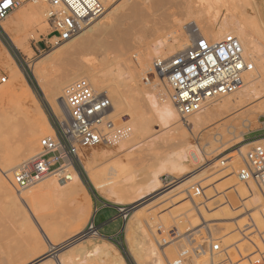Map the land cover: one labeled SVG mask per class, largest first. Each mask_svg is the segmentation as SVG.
Instances as JSON below:
<instances>
[{"label": "rangeland", "instance_id": "rangeland-1", "mask_svg": "<svg viewBox=\"0 0 264 264\" xmlns=\"http://www.w3.org/2000/svg\"><path fill=\"white\" fill-rule=\"evenodd\" d=\"M258 1V6L254 11L252 8L246 7L247 5L245 3H240L238 7H220L219 10L221 14L219 21H222L224 15V17H228V20L237 22L242 27L252 28L251 32H254H252L253 37H258L256 39L259 42L258 45L261 51L259 55L262 57L261 61H263L264 38H262V35L264 37V0ZM35 2V0H26L24 4L13 12L2 24L3 27L6 26L7 28H11L13 30L12 34L17 33L16 35L20 36L23 41V49L20 50L16 48L6 32L2 31V34H0V54L5 55H3L4 57H0V92L13 89L14 95L12 96V101L6 99L5 101L3 100V104L0 101V120L7 119L13 123L21 124L24 123L23 121H25L26 118L40 120L41 115L38 114L39 109L45 114L54 129V124L58 123V120L61 122L66 120V113H54L40 89L34 75L33 64L36 61L44 59L47 54L61 47L62 44L59 46L54 45V41L52 42L49 37V28L42 24L30 25L27 29L23 30L15 23L16 16H18L20 11L22 9L24 10L28 5L35 4ZM43 2L44 0H39V3H42L47 10L48 6ZM184 2V0H112L110 5L105 7L106 12L100 19V25L89 34L92 41L94 40V43L96 42V47L93 46L89 50H81L73 56L74 58H64L60 54L53 55L44 60V66L47 67L50 65L49 67H51V65L53 66L54 64V68H47L48 73L53 72L52 74H54L59 70L62 74L69 69L72 70L75 68L74 63L77 62V60L82 61L84 59H90L95 61V65L98 69L101 68L99 70H107L111 66L110 69H116L117 62H121L122 59L117 58V56L124 54L123 59L126 60V64L128 61L130 65L128 67L132 66V69H135L137 66L136 53L142 50L138 48L141 47L145 50L146 47L148 45L151 46L153 41L155 42L160 35H162L160 37L166 38L178 33V35L181 36L189 33L188 30L192 28V26L195 27V20H193V18H187ZM166 23H168L167 26L169 25V27L165 25ZM155 29H157L156 32ZM111 31H113V33ZM158 31H162V34ZM111 34H115L118 39ZM155 34L158 36H155ZM260 34L261 38L259 37ZM178 35L176 34V36ZM115 39L118 40L117 44ZM135 47H138V50ZM4 48L7 50V53L4 52ZM10 48L14 50V54L10 51ZM166 52L167 50L165 48H162L160 51V53ZM117 53L119 54L117 55ZM173 53L164 54L161 57L163 58L162 60L171 58V56L173 57ZM118 59L120 60L117 61ZM155 60L157 59H153L152 62ZM125 62L123 65L121 63L122 68L126 67ZM13 69L15 71H21L23 74V83L14 80L12 77ZM152 70L153 69H151V71ZM151 73H154L155 76L154 74H145L146 76H142L144 78H139V80H141L139 85H141V88L145 87V89L151 86L152 91H154V87L152 86L159 81L160 78L155 72L152 71ZM3 77L7 78L6 83H1ZM144 84L145 86H143ZM147 85L149 86L146 87ZM24 90L25 92H29L28 94L31 95L33 99H31L30 96L28 100L20 99L19 96L24 95ZM263 101L264 97L249 104L239 112L226 118L228 119L227 121H233L235 125L241 124L243 121L239 116ZM111 120L114 121L115 126H117L113 131L122 133L123 130L121 125L130 121V117L126 114L119 118H112ZM253 123L254 124L246 130L243 137L228 138L224 146L215 144L213 147L215 150L209 145L215 143L216 136V132L211 127L203 131L199 137L200 139H190L189 142L193 144L199 142L203 146L207 145L205 148L209 154L206 155L202 161H199L195 155H192L193 163L189 161L184 163V173H172L173 176L170 175L171 173L162 175L160 179L163 185L161 186L157 184L155 174H158L157 171L163 169L166 165H162L165 156L171 153L181 152L188 145L182 141H176L170 147H164L166 139L168 138V131H166L167 129L159 128V125H155L154 123L151 125L150 130L132 137V139H134H131V142H128L122 150H119L120 147L118 146L103 144L83 152L81 162L73 164L72 167L79 174L86 192L88 193V199L82 192V194L80 193L81 195L79 194L77 196H69L65 192H62L61 196H57L54 190L40 186L32 187V193L24 195L25 197L30 195L27 197H29L35 216L50 221L59 228L63 227L61 228V232L58 231L60 232L59 238L61 239L64 237L62 240L77 233H81L82 235L80 236L83 237L89 235L88 238H86L87 240H84L87 241V244L94 242L112 243L123 256L127 264L129 263L123 251L129 256L131 264H137L131 252L137 255L140 253L143 260H146L145 262H149L148 259L152 262L153 259L151 258L155 259L158 257L162 260L163 264H170V262L171 264H173L172 262H174V264H192L191 262L195 256V251L201 244L205 243L201 239V234L203 232L206 233L205 231H207L210 226H207L208 224H205V221L207 219L214 220L219 215L223 206L225 207V199L222 200V197L225 192L227 193L225 187H227L229 181L220 174V168L224 169L226 167L225 165H228L231 161V156L233 155L234 157L232 160L236 159L237 162H235L240 169L243 164V156L237 159L238 156L234 155V153L236 151L238 152V150H240L239 148L246 144L264 139V115L260 116L257 121ZM127 126L131 128L127 124L123 127L127 128ZM26 134H29V129H26L22 125L17 130L16 138L18 144L16 148H23L25 143H28L26 141L29 137ZM46 136H53V133L46 132L40 135L37 142V148L39 149L37 150L38 153L40 151V142ZM170 138L175 137L170 136ZM247 150H243V153ZM227 156H229V158H225ZM217 161L220 163L218 164L219 166L217 165ZM65 164L64 162L57 164L52 168V172L61 169ZM215 168L217 171L214 170ZM167 170L168 169L165 171ZM89 175H91V177ZM96 185H101L102 187L96 189ZM197 187L203 189V192L201 191L203 196L195 199L196 195H193V192H195ZM101 193H105V195ZM79 203L83 206V212L81 213L78 211ZM5 207V199L2 194H0V264L8 261L12 262L11 264H40L44 262L50 257L51 253L44 255V251L41 249L33 251L31 248L32 240L28 235V230H26V228L24 230L23 225L21 226L22 216L18 213L14 214V210H12L14 211L12 212ZM86 210H89L91 214L89 220L87 219ZM120 210L123 211L121 212ZM246 213H248V211H246ZM27 215L29 217L28 219H33L30 212L29 214L27 212ZM237 219L240 221L241 216ZM247 221H245V223ZM93 222L96 230L94 229L89 233V228ZM232 222L233 227L232 223L231 225L226 224L225 227L223 226V229L220 228L213 236V241L219 240L222 242L223 248L228 250L231 249L229 247L231 244V231L234 230L237 235H240L239 238H241V241L239 244L241 245H247V238H253L257 235L253 227H245L243 223L241 232L248 235L246 238H243L240 230H237L235 222ZM211 223L213 224V222H210V224ZM59 228L58 230H60ZM229 228L231 229L229 230ZM94 231L98 232L99 237L96 235L97 237L91 238L90 235ZM20 232L23 233L24 237ZM28 239L30 240L28 241ZM213 241H211V243ZM211 243L209 245V250H211ZM251 248V251L254 252L255 249L252 244ZM152 251L155 252L151 254L150 252ZM250 252H248V254ZM244 254L247 255V252L243 251V255ZM208 257H210V253ZM150 262L148 264H150Z\"/></svg>", "mask_w": 264, "mask_h": 264}, {"label": "bare ground", "instance_id": "bare-ground-1", "mask_svg": "<svg viewBox=\"0 0 264 264\" xmlns=\"http://www.w3.org/2000/svg\"><path fill=\"white\" fill-rule=\"evenodd\" d=\"M100 1L105 7H108L112 2V0H100ZM184 1H185L184 6L186 9L187 18L189 19L193 18V20H195L194 21L195 27L192 26V28L188 30L189 33L185 35L183 34L179 36L178 33H176L178 36H176V34H174L175 35L174 36L171 35L170 33L171 36L166 38L160 37L162 36L160 34H159L160 36H158L157 35L159 32L158 31L157 34H155V36L157 35L159 38L156 39L155 42L153 41L151 46L148 45L145 50H143V48L141 47L138 48L139 46L137 47L139 50L140 49L142 50H140L137 53L135 52L136 63H137L135 69H132L133 68L132 66L128 67L130 65L128 64V61L126 64L125 62L126 60L123 59L124 54L118 55L119 53H117V55L119 56V57L117 56V58H122V59L121 62L119 61L120 59L117 60L119 62H117L118 64H116L117 65L116 69H110L112 67L111 66L107 70H99L101 68L99 69L97 68L94 60L84 59L82 61L77 60V62L74 63L75 68L72 67L73 68L72 70L69 69L67 70V72H64L62 74L59 72V70L54 74H52L53 72L48 73L47 68L50 65L47 67L44 66L43 62L45 59H48L51 56L57 54L62 55L64 58L65 57L71 58L75 56L77 53H79L81 50H89L93 46L96 47V42L94 43V40L92 41V39L89 37V34L95 28H97V26L100 25L101 22L100 19L97 22L90 25L89 27L82 30V32H80V34L75 38H73L72 40L62 44L61 47L51 51L49 54L45 56L44 59L40 61H36L33 64L34 75L38 81V84L45 99L47 100L48 104H50L54 113L55 112L60 114L65 113V108L62 101L64 88L70 83L77 81L79 79H83V78L87 79L90 81L93 88L97 92L100 91L99 93H107L113 103V108L107 119H112V118L114 119L116 117L119 118L126 114L130 117V121L124 123V125H121L123 130L122 133L111 132L114 133V138L117 140L116 145L120 147L119 150L124 149L125 146L128 144V142H131L130 140L135 135L137 134L139 135L144 131L150 130L151 125H153L154 123L155 125H159V128L165 130L167 129L166 131H168L167 134L168 138L166 139V143L164 147H170L176 141H182L186 143V145L188 146L183 151L177 153H171L165 156L162 165L163 164L166 165L163 167V169H161L162 167L160 166L161 170H158L157 171L158 174H155L156 182L160 186L163 185L160 179L162 175L170 174V173H171L170 175H172V173L183 174L185 170L184 163H187L188 161L193 163L192 155H195L199 161H202L203 158H205L206 155L209 154V152H207V149L205 148V146L207 145L203 146L199 142L193 144L189 142L190 139L196 140L201 136L204 130L211 127L216 132L215 133L216 136H215V143L209 144L210 147L213 149L215 144L224 146L228 138L243 137V135L246 133V130L252 124H254L253 122L257 121V119L260 116L264 115V101H263L251 107L249 110L245 111L242 115L239 116L243 121L241 124L235 125L233 121H227L228 119H226L234 115L235 113L239 112L249 104L264 97V60L261 61L262 57H260L259 55L261 52L260 47L258 45L259 42L256 39L258 37L256 38L253 37L252 34L253 31L251 32L252 28L249 29L242 27L237 22L228 20V17H224V15L222 21L221 20L219 21L221 14V11L219 10L220 7L222 8H227L229 6L238 7L240 3L241 4L245 3L247 5L246 7L252 8L254 11V9L258 6L259 1L258 0H184ZM22 10L20 11L19 14L17 13L18 16H16L17 18L15 20V23L18 27H21L23 30H25L30 25L42 24L47 28H49L48 24L46 23L47 10L42 3H39V0L36 1L35 4L28 5V7H26L23 11ZM167 24L168 23H166L165 25L167 26ZM167 27H169V25ZM3 29L6 32V34L9 36L13 45L20 50L23 49V41L21 40L20 36H17L16 35L17 33L12 34L13 30L11 28H7L5 26L3 27ZM157 29H155V32ZM162 31H160L161 34ZM111 32L113 33V31ZM111 35H114V37L116 36L115 34H111ZM227 35H232L235 36L237 39H239V41L241 42L244 48L246 58L254 65V70L245 75L243 86L237 93L231 96L221 98L219 99V101L215 100L207 104L202 111L191 116L188 120L185 121L180 118L177 108L175 107L174 102L172 100L169 87L164 79L159 77L160 78L159 81H157L152 86L154 87V91H152L151 86L150 88L148 87L149 85L146 86L148 87V89H145V87L141 88V85H139V82H141V80H139L140 77L142 79L144 78L142 76L154 74L151 73L152 72L151 63L153 65L152 62L153 59L162 60L163 58L161 57L164 54L166 53L171 54L173 52H174L173 53V57H174L183 50H185L190 45V43L199 36H204L212 41H219ZM259 37L261 38V34ZM262 38H264L263 35ZM53 40L54 39H52L51 41L53 42ZM117 41L118 40H116V44ZM162 48H165L167 52L160 53ZM4 52L7 53V50L5 48H4ZM3 55L5 54H0V57H4ZM123 61L126 64V65L124 64L126 66V67L124 66L126 69L122 68L121 66V63ZM53 66L51 65V67ZM12 77L17 82L23 83V74L21 73V71H15L13 69ZM143 86H145V84ZM28 93L29 92H25L24 90L23 91L24 95L19 96V98L28 100L30 96L31 99H33V97ZM13 95H14L13 89L12 90L7 89L1 91L0 101L2 102V104H3V100L5 101L6 99L12 101ZM38 114L41 115L40 120L26 118V120L23 121L24 122L23 124L13 123L7 119L0 120V192H1L0 194H2V196L5 199V206H6L5 208L11 211L14 210L15 211L14 214L18 213L19 215L22 216L21 226L23 225L24 230L25 228L26 230H28L27 231L28 235L32 240L31 248L33 251L41 249L42 251H44L43 252L44 255L47 253H51L50 257L40 264H127L123 256L119 253L115 245L112 243L94 242L87 244L86 243L87 241L84 240L88 238L89 235L83 237L80 236L82 235L81 233H77L76 231L75 232L77 234L65 240H62L64 237L60 239L59 233L61 232L62 230L61 228L63 227L59 228L57 227V225L53 224L52 222L35 216V213L33 212L31 203L29 201V197H27L30 195H27L26 197L24 195L29 193L31 194L32 193L31 188L25 191V193L23 192L22 194L15 193L13 191L9 182V178L12 177L11 174L15 172L17 170V167H19L21 164L31 161L37 156L36 153H38L37 150H39L37 148L38 146L37 142L40 135H43L46 132L53 133L54 135V129L52 125L49 123L45 114L41 112L39 109H38ZM125 124L129 125L131 128H128V126L127 128L126 127L124 128L123 126H125ZM22 125L26 129L27 128L29 129V134H26L29 137V139H27L26 141L28 143L27 144L25 143V146L23 148H16L18 144L16 138L17 130ZM116 128L117 126H115V129ZM170 136L171 137L173 136L175 138H170ZM255 144L264 145V139L240 147L239 148L240 150H238V152L236 151L235 153L237 154L234 153V155L238 156L237 159L241 158L242 154H244L243 150H247L252 146H254ZM229 156L225 158H229ZM233 157L234 156L232 155L231 161L229 160L230 161L229 164L225 165L226 167L224 169L220 168L219 170L223 178H226L229 181L227 183L228 184L227 187H225L226 188L225 191H227V193L226 192L224 193L223 190L224 194L222 200L225 199L224 200L225 207L223 206V208L219 212V215L214 220L207 219L205 221V224L206 223L208 224L207 226L210 225L207 230L208 232L205 231L206 233L203 232L201 234V239L205 243L201 244L200 247L195 251L196 253L192 259L191 262L192 264H220L222 262L221 256L216 257L215 255L212 254L211 250H209V245L211 241H213L214 239L213 236L216 234V231H218L220 228L223 229V226L225 227L226 224L231 225L232 223V227H233L232 221L235 222V225L237 226V230H240V233H242L241 226L243 227L242 224L244 223L245 227L246 226L253 227V229L255 230L254 232H257V235L253 237L254 239L250 237L247 238L248 239L247 245H241L239 244V242L241 241V238H239L240 235H237V233H235L236 231L234 230L231 231L230 232L232 233L230 240L231 244L229 245V247L231 248L230 254L232 256H236L237 253L243 255V251H245L247 252V255H245L246 254L245 253L244 254L245 256L244 255L243 256L247 257L248 259L253 260L256 257H257L256 259H258L259 255L264 257V198L261 195L260 191L258 190L257 186L253 182L243 183L239 180L238 178L239 168L237 167L238 165L236 164L237 162L236 159L232 160ZM218 164L220 163H218L217 161V165ZM166 169L168 170L165 171ZM214 170H216V168ZM89 176L91 177V175ZM92 182L94 184L93 180ZM38 186L46 187L54 190L57 196L58 195L61 196L62 192L67 193L69 196H77L82 192L84 193L86 198L88 197L87 195L88 193L86 192L85 186L81 181L79 174L72 167V163L69 160L66 161V164L61 169H58L47 175L42 182L36 185V187ZM99 187L102 186L101 185L95 186L96 189H99ZM101 194L105 195V193H101ZM78 211L79 213L83 212V206L81 205V203H79L78 205ZM246 211H248V213H246ZM27 212L28 214L29 212L32 214L33 219H28L29 217L27 215ZM90 215L91 214L88 210L87 211L88 220ZM240 216H241V220L238 221L237 218H240ZM30 221L34 227L30 223ZM245 221L247 222L245 223ZM210 222H213V224L212 223L210 224ZM58 228L60 230H58ZM231 228H229V230ZM21 233L22 232H20V234ZM21 235L23 236V233ZM95 235L96 233L94 234L92 233L90 236L91 238L92 237L95 238ZM247 236L248 235L242 233L243 238H246ZM29 240L30 239H28V241ZM251 244L255 249L254 252L251 251L252 249ZM154 252L152 251L150 253L152 254ZM248 252L250 253L248 254ZM131 253L134 256L137 264H148L151 261L150 259H148L149 262H145L146 260L145 261L143 260V257L139 252L138 255L134 254V252ZM209 253H210V257H208ZM151 259L153 260L152 262H150V264H163L162 260H160L158 257L155 259L154 258ZM11 263L12 262L8 261L1 264H11ZM172 263L174 264V262ZM244 264H248V263L245 262Z\"/></svg>", "mask_w": 264, "mask_h": 264}, {"label": "built area", "instance_id": "built-area-1", "mask_svg": "<svg viewBox=\"0 0 264 264\" xmlns=\"http://www.w3.org/2000/svg\"><path fill=\"white\" fill-rule=\"evenodd\" d=\"M25 1L0 0V34L4 31L2 24ZM44 3L48 6L46 23L54 45L72 40L106 12L100 0H44ZM152 69L166 81L179 116L186 121L207 104L237 93L254 65L246 58L235 36L227 35L219 41L199 36L176 56L155 60ZM6 82L7 78L3 77L1 83ZM62 101L66 120L54 124V135L41 140L37 156L21 164L9 178L12 189L18 194L42 182L57 164L67 160L72 165L81 162L85 150L103 144L117 146L111 133L115 122L107 119L113 108L107 93L97 92L90 81L83 78L64 88ZM242 156L239 180L253 182L264 198V145L255 144ZM201 191L200 187L195 189V199L203 196ZM89 229L94 230V222ZM221 243L219 240L211 243L212 254L221 256L220 264H264V257L260 255L256 260L239 253L232 256Z\"/></svg>", "mask_w": 264, "mask_h": 264}, {"label": "trees", "instance_id": "trees-1", "mask_svg": "<svg viewBox=\"0 0 264 264\" xmlns=\"http://www.w3.org/2000/svg\"><path fill=\"white\" fill-rule=\"evenodd\" d=\"M10 51L14 54V50H13L12 48H10ZM123 254H124V256H125L127 262H128L129 264H131V260H130L129 256L126 254L125 251H123Z\"/></svg>", "mask_w": 264, "mask_h": 264}]
</instances>
